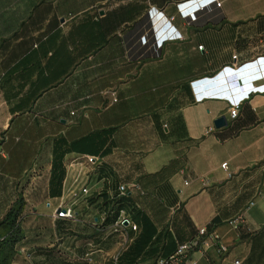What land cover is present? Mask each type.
Here are the masks:
<instances>
[{"label": "crops", "instance_id": "0c3cea01", "mask_svg": "<svg viewBox=\"0 0 264 264\" xmlns=\"http://www.w3.org/2000/svg\"><path fill=\"white\" fill-rule=\"evenodd\" d=\"M169 28L180 38L163 39ZM153 48L160 58L142 56ZM220 71L229 98L195 102L213 87L191 83ZM263 88L264 0H0V222L23 203L13 264H154L202 226L228 253L197 264H264ZM108 130L95 156L67 150ZM84 155L88 194L72 198L68 164ZM62 203L73 220L53 217ZM117 209L138 227L130 242L100 230Z\"/></svg>", "mask_w": 264, "mask_h": 264}, {"label": "built area", "instance_id": "2783aa9c", "mask_svg": "<svg viewBox=\"0 0 264 264\" xmlns=\"http://www.w3.org/2000/svg\"><path fill=\"white\" fill-rule=\"evenodd\" d=\"M213 7L215 9H220V3H217L216 1H213ZM197 14L195 16L192 15V19H195ZM185 20L188 18L184 17ZM171 28H169L170 30ZM171 31V30H170ZM179 39L180 35L175 33V32H170L165 36L163 39ZM204 47L198 46L197 50L202 51ZM145 58H160L161 56V51L157 49H150L146 55H142ZM134 58H136L134 56ZM234 59L236 57L234 56ZM136 60V59H135ZM246 67V65H242L238 67L236 70H240L242 68ZM224 74L223 71H220L216 75H222ZM205 80V79H203ZM212 80V78H211ZM197 82V81H196ZM192 82V86L194 88H197V91H202L204 88H199L198 84L194 85ZM238 82V81H237ZM239 84V83H238ZM264 89V88H263ZM261 89V90H263ZM252 90V89H249ZM208 91V90H207ZM232 91V89H231ZM249 91L245 92H239L236 95H234L233 99H227V102L229 104L228 108V114L229 118L234 120L239 116V111L242 103L244 102L245 99L248 98L249 94H247ZM105 96H110L111 100L113 103H115L116 100V95L115 92H106L104 94ZM228 95H231L228 93L227 90L225 91H220V92H215V91H208V92H202L199 95H195V102H201L203 98H208L206 96L214 97V96H219L218 98L222 96H227L226 98H229ZM231 98V97H230ZM213 131V128H209L208 132ZM94 159L93 157L84 155V156H79L76 158H73L69 164L68 168L70 169V174L72 176V189L70 190V196L72 198H77L79 193H82L84 195L88 194V173L90 172L89 170V165H93ZM221 168L227 172L228 167L227 163H223L221 165ZM230 177L231 174H228ZM132 190L138 191L141 193L139 185H132ZM129 189L128 187L121 183L117 186V195L118 197L120 196H125L128 193ZM254 205L253 202L249 203L248 207H252ZM109 216L115 217L113 222L110 223L109 225H106V221ZM53 217L55 219H68V220H73L75 218L74 212L70 207H67L65 204H60L57 209H55ZM242 221V218L234 219L229 222V225L231 226H236L238 223ZM100 230L102 231L103 234H105V237H107L109 234H116L118 235L124 243L130 242L131 239L129 237V232H137L138 227L131 221V219L127 216L126 212L122 209H117V210H110L108 212H104L101 215L100 219ZM2 238H0V241ZM212 250L216 253L217 256H223L228 253V246H226L220 236L215 232V231H209L206 226H202L197 230V234L195 237L189 239L186 242L183 243H178L176 245V248L174 252L166 257H158L154 264H197L198 260L192 259V256L194 254L199 255V257L202 259H208L207 254L209 252H212ZM86 259L88 261L91 260L90 255L86 256ZM234 264H239L238 261H236Z\"/></svg>", "mask_w": 264, "mask_h": 264}, {"label": "trees", "instance_id": "16d2710c", "mask_svg": "<svg viewBox=\"0 0 264 264\" xmlns=\"http://www.w3.org/2000/svg\"><path fill=\"white\" fill-rule=\"evenodd\" d=\"M108 132L109 130L89 135L81 141L69 145L67 150L71 152L86 153L95 156L103 147V145L107 143V137L105 135ZM97 137H100L99 141H97ZM22 209V201L17 200L14 204L11 205L4 219L0 222V238H2V240L0 241V264H13L15 256V246L18 242L21 241L19 223L21 221L20 216L22 213ZM136 218H138V220H143V216H141L139 212L136 213ZM135 245L136 246L134 247L132 252L138 250L142 244L136 242Z\"/></svg>", "mask_w": 264, "mask_h": 264}, {"label": "water", "instance_id": "95a60500", "mask_svg": "<svg viewBox=\"0 0 264 264\" xmlns=\"http://www.w3.org/2000/svg\"><path fill=\"white\" fill-rule=\"evenodd\" d=\"M251 66H246L240 70H235V72H233V78L236 80L237 76L241 73H243L244 71H247L248 68L250 69ZM237 81V80H236ZM207 84H210V87L212 85L213 87V91L215 92H220L222 90H227L228 93L231 94V88H230V81L228 82V79L226 77L225 74H222V75H215L214 77H212V80H208V81H205V82H200L198 83V87L199 88H205ZM223 85L221 88H215V86L217 87L218 85ZM250 89H253V86L250 85ZM227 125V122H226V117L225 116H220L219 118H217L215 121H214V127L216 129H220V128H223Z\"/></svg>", "mask_w": 264, "mask_h": 264}, {"label": "rangeland", "instance_id": "374dc122", "mask_svg": "<svg viewBox=\"0 0 264 264\" xmlns=\"http://www.w3.org/2000/svg\"><path fill=\"white\" fill-rule=\"evenodd\" d=\"M144 110H147V109H144ZM137 111H139V110L137 109ZM146 112H151V111H146ZM136 114H138V113H132V115L129 118L132 120L136 119V118H141V117H138V115H136ZM148 114H151V113H147L146 115H148ZM171 224H172V219L169 218L168 222H166V225H168V227H171ZM108 264H110V263H108Z\"/></svg>", "mask_w": 264, "mask_h": 264}]
</instances>
